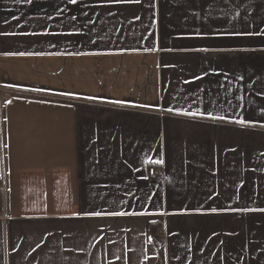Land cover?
I'll return each mask as SVG.
<instances>
[{
    "label": "crops",
    "instance_id": "obj_1",
    "mask_svg": "<svg viewBox=\"0 0 264 264\" xmlns=\"http://www.w3.org/2000/svg\"><path fill=\"white\" fill-rule=\"evenodd\" d=\"M1 85L0 264H264V0H0Z\"/></svg>",
    "mask_w": 264,
    "mask_h": 264
},
{
    "label": "built area",
    "instance_id": "obj_2",
    "mask_svg": "<svg viewBox=\"0 0 264 264\" xmlns=\"http://www.w3.org/2000/svg\"><path fill=\"white\" fill-rule=\"evenodd\" d=\"M10 91H7L2 85L0 86V95L6 98L8 97L7 93ZM160 176V172L156 167H151L148 169V177L151 180H157Z\"/></svg>",
    "mask_w": 264,
    "mask_h": 264
},
{
    "label": "rangeland",
    "instance_id": "obj_3",
    "mask_svg": "<svg viewBox=\"0 0 264 264\" xmlns=\"http://www.w3.org/2000/svg\"><path fill=\"white\" fill-rule=\"evenodd\" d=\"M15 92L11 91L9 93H7L8 96H11L12 94H14ZM5 99L4 95L0 97V101L3 102Z\"/></svg>",
    "mask_w": 264,
    "mask_h": 264
},
{
    "label": "snow or ice",
    "instance_id": "obj_4",
    "mask_svg": "<svg viewBox=\"0 0 264 264\" xmlns=\"http://www.w3.org/2000/svg\"><path fill=\"white\" fill-rule=\"evenodd\" d=\"M73 3H75V0H73ZM241 123H243V121H241ZM97 215H99V213H97Z\"/></svg>",
    "mask_w": 264,
    "mask_h": 264
},
{
    "label": "trees",
    "instance_id": "obj_5",
    "mask_svg": "<svg viewBox=\"0 0 264 264\" xmlns=\"http://www.w3.org/2000/svg\"><path fill=\"white\" fill-rule=\"evenodd\" d=\"M151 167H153V166H150L149 168H151Z\"/></svg>",
    "mask_w": 264,
    "mask_h": 264
}]
</instances>
